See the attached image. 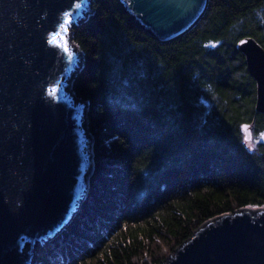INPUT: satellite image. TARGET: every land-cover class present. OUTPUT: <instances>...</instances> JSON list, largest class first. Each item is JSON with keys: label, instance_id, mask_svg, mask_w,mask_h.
I'll use <instances>...</instances> for the list:
<instances>
[{"label": "trees", "instance_id": "1", "mask_svg": "<svg viewBox=\"0 0 264 264\" xmlns=\"http://www.w3.org/2000/svg\"><path fill=\"white\" fill-rule=\"evenodd\" d=\"M247 36L264 47V0H209L199 22L169 42L120 0L92 1L73 27L83 58L72 90L89 104L94 169L80 211L36 248L38 260L158 264L160 244L172 252L208 219L264 205V142L251 152L241 132L253 120L264 128L237 49ZM61 238L51 255L47 246Z\"/></svg>", "mask_w": 264, "mask_h": 264}, {"label": "water", "instance_id": "2", "mask_svg": "<svg viewBox=\"0 0 264 264\" xmlns=\"http://www.w3.org/2000/svg\"><path fill=\"white\" fill-rule=\"evenodd\" d=\"M120 1L169 42L199 22L209 0ZM91 4L0 0V264H33L34 245L55 239L87 194L94 168L89 104L70 86L83 58L71 25ZM237 49L256 81L255 111L264 113V47L247 36ZM243 129L251 140L252 124ZM163 264H264V205L208 219Z\"/></svg>", "mask_w": 264, "mask_h": 264}, {"label": "rangeland", "instance_id": "3", "mask_svg": "<svg viewBox=\"0 0 264 264\" xmlns=\"http://www.w3.org/2000/svg\"><path fill=\"white\" fill-rule=\"evenodd\" d=\"M93 0H91V2H92ZM90 12H88V14H89ZM88 14H87V16H88ZM74 25H76V22H74L73 23V25H71V30H72V36H71V39L73 40V27H74ZM74 41V40H73ZM75 42V41H74ZM77 47H78V49L79 50H81L80 49V47L77 45ZM82 51V50H81ZM82 55H83V52H82ZM81 61H82V59H81ZM82 67V65L81 66H79L78 67V69L80 70V68ZM79 70H77V71H79ZM76 71V72H77ZM76 72H74V74L76 73ZM74 74H73V77H74ZM73 77H71L70 78V81H71V84H70V86H71V89H72V83H73ZM204 103H205V105L209 108L210 106H211V101H210V99H204ZM88 106L89 105H86L85 106V111H86V114H87V109H88ZM258 118V117H257ZM203 123V125H206L207 127H210V125H207V121L206 122H202ZM250 123L252 124V139L251 140H246L245 139V134H246V132H245V130L243 129V124H241V132H242V141H243V143L246 145V148L247 149H249L251 152H256L257 150H258V147H259V145H260V143H263L264 142V128H259L258 129V127L256 126V121L255 120H253V121H250ZM86 125H87V116H86ZM206 134H207V132L206 131H204ZM205 135V134H204ZM91 150H92V152H93V138H92V140H91ZM92 159H93V157H92ZM93 162H94V160H93ZM94 169V168H93ZM90 184V183H89ZM89 188V187H88ZM83 202H84V200H83ZM83 202H82V204L81 205H83ZM255 206V205H254ZM81 209V208H80ZM80 209H79V211H80ZM78 211V212H79ZM60 233V232H59ZM86 233V238H88V239H90V237L92 236V233H88V232H85ZM93 238V237H92ZM51 241V240H50ZM59 241V242H58ZM40 241H38L37 243H38V245L37 246H35L34 245V249H35V252L37 253V251H36V248L38 249V248H40V244L41 243H39ZM47 242V241H46ZM46 242H44L42 245L44 246L45 244H46ZM58 242V243H57ZM66 244V241H64L62 238L60 239V240H56V244L55 243H53V244H49L48 246H47V249H49V247L51 248V255L52 254H54V255H56L55 253H54V250H56L57 249V246L56 245H58V247L60 246V245H62V246H64ZM55 246H56V248H55ZM28 248L29 247H25V251L26 250H28ZM60 250H61V248H60ZM63 251V250H62ZM68 251H70V250H67V251H63L64 253H60L59 252V255H61V257H62V255L63 254H65V255H68L69 253H68ZM159 252V253H158ZM175 252V250L174 251H172V252H169L168 251V247H166V246H163V245H161L160 244V246L158 247V251H157V253H158V255L157 256H159V257H166L165 258V260L164 261H162L161 263H158V264H163V262H166V260L168 259V257L170 256V254H173ZM46 254H48L49 253V251H47V252H45ZM50 256V255H49ZM38 256L36 255V259L34 260V263L33 264H43V262L41 261V260H38V258H37ZM48 257V256H47ZM50 258V257H49ZM55 258V257H54ZM147 259V261H152V256H149V257H147L146 258ZM164 259V258H163ZM48 264H50V263H48ZM152 264H154V263H152ZM157 264V263H156Z\"/></svg>", "mask_w": 264, "mask_h": 264}, {"label": "bare ground", "instance_id": "4", "mask_svg": "<svg viewBox=\"0 0 264 264\" xmlns=\"http://www.w3.org/2000/svg\"><path fill=\"white\" fill-rule=\"evenodd\" d=\"M74 74V73H73ZM73 74H72V77H73ZM85 199V198H84ZM81 207V206H80ZM75 216V215H74ZM47 244V243H46Z\"/></svg>", "mask_w": 264, "mask_h": 264}, {"label": "snow or ice", "instance_id": "5", "mask_svg": "<svg viewBox=\"0 0 264 264\" xmlns=\"http://www.w3.org/2000/svg\"><path fill=\"white\" fill-rule=\"evenodd\" d=\"M77 7H79V5H77ZM67 15V14H66Z\"/></svg>", "mask_w": 264, "mask_h": 264}]
</instances>
